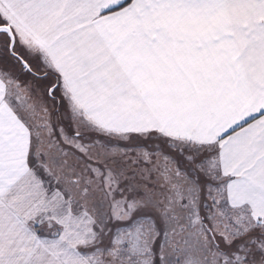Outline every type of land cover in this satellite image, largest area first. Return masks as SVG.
<instances>
[{
  "label": "snow or ice",
  "instance_id": "1",
  "mask_svg": "<svg viewBox=\"0 0 264 264\" xmlns=\"http://www.w3.org/2000/svg\"><path fill=\"white\" fill-rule=\"evenodd\" d=\"M0 264H264V0H0Z\"/></svg>",
  "mask_w": 264,
  "mask_h": 264
}]
</instances>
